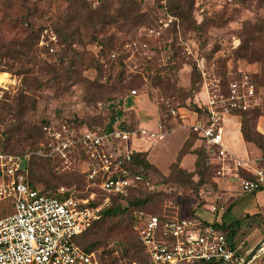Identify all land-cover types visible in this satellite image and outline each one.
Instances as JSON below:
<instances>
[{
	"label": "rangeland",
	"instance_id": "1",
	"mask_svg": "<svg viewBox=\"0 0 264 264\" xmlns=\"http://www.w3.org/2000/svg\"><path fill=\"white\" fill-rule=\"evenodd\" d=\"M245 77L263 116L264 0H0V152H35L44 121L107 126L118 104L120 121L164 136L133 144L154 169L129 200L149 199L142 207L151 213L190 216L196 209L214 219L205 206L223 200V180L236 181L227 169L220 173L224 162L200 158L207 148L189 126L209 97L227 95ZM22 124L38 128L34 145L14 134ZM80 169L85 163L54 169L65 177H47L50 189L89 197L84 177L69 174ZM122 205L124 214L105 216L84 241L97 245L99 264H147L133 228L140 208ZM9 211L0 202V217ZM241 213L238 203L224 222ZM247 247L245 241L243 261L253 250ZM250 264H264V250Z\"/></svg>",
	"mask_w": 264,
	"mask_h": 264
},
{
	"label": "built area",
	"instance_id": "2",
	"mask_svg": "<svg viewBox=\"0 0 264 264\" xmlns=\"http://www.w3.org/2000/svg\"><path fill=\"white\" fill-rule=\"evenodd\" d=\"M136 95V91L132 92ZM258 105L256 88L248 77L233 82L227 95L209 97L207 106L190 124V131L206 146L212 158L224 162L229 177L238 182L242 194L264 188V158L243 160L225 145V122ZM152 134L145 128L129 130L117 119L110 130L79 127L70 121L47 124L37 150L21 156L0 152V202L9 201L14 213L0 219V264H99L98 252H87L79 238L100 220L113 196H127L142 182L135 171L136 140ZM146 137V138H145ZM33 156L50 161L60 173L85 163L89 197H81L60 187L57 196L35 191L26 181ZM26 166L23 167V163ZM258 165V167H255ZM241 170L253 173L245 178ZM99 192L100 199L97 198ZM226 203L218 198L208 208L214 217L226 212ZM133 228L141 242L147 264H241L239 249L215 222L195 217L161 216L137 211Z\"/></svg>",
	"mask_w": 264,
	"mask_h": 264
},
{
	"label": "trees",
	"instance_id": "3",
	"mask_svg": "<svg viewBox=\"0 0 264 264\" xmlns=\"http://www.w3.org/2000/svg\"><path fill=\"white\" fill-rule=\"evenodd\" d=\"M117 105L118 104H115V106H113L110 109V118H109L110 122L107 126H103L102 128H96V126H86V125H84L85 123L80 121V120H69V121L72 122L73 124H75L76 126H79V127H86L89 129H100L103 131H108L111 129L113 123L117 119L122 117V112L118 111L119 109L117 108ZM9 111L13 112V109H9ZM197 111L199 113L202 112L201 109H197ZM238 115L241 117V132H242L244 140L246 141V143H251V144H254L255 146H257V148L261 150V152L263 154L262 157L264 158V135H262L260 132H258L257 127H256L257 119L262 115V113L260 112L259 109L253 108L252 110H249L248 112H242V113H239ZM57 122H61V121H55V122L54 121H44L39 128L41 137H43V127L45 125L51 124V123H57ZM121 122L123 123L125 128H127L129 130H133L129 124L126 125L124 121H121ZM24 125H26V124H24ZM24 125L22 124V126L18 130L14 131V134L20 138L19 141L25 142V143L30 141L32 143V145H34L35 142L32 141L34 139V135L32 132L34 131L35 128H30L31 126H27L29 128L25 129L23 127ZM35 130H38V128ZM23 133H25L26 135L24 136ZM9 141H11V139L10 140L8 139V142ZM21 148H24V147H21ZM3 153L4 154H10L6 150H3ZM25 153H26V148L21 152V155H24ZM145 155L146 154L144 152L136 151L134 153V156H133L134 164H135V171L143 177L142 182H140L136 187L131 188V190L129 191V194L127 196H113V197H111V203L108 207L105 208L102 218L100 220L94 222L91 225V227L89 228V230L79 238V244L87 252L97 251V248H96L97 245L93 244V243L86 244L84 241L85 238L90 234V232L95 228V226L99 222H101V220L105 216H116L118 214H124L125 210L123 209V205H122L123 201H127L129 206H133L134 208H140V210H137V211H146L148 213H151V212L147 211L146 209H143V207H142V206L147 205L150 202L149 199L139 197V198H134L132 200H129L130 197H133V195H136L139 192V190L141 189V187L146 184V181L149 178V173L151 172L152 169H154V167L151 164H149V162L147 161V157H145ZM203 156L207 157V160L208 159L210 160V158H212L211 154L208 152V150H207V152H206V150H203V152L200 154V158L202 159ZM196 165H197V167H199V165H200L199 161H197ZM46 166H47V168H46L47 170L45 171L43 169ZM69 174H71L72 176H76V177H81V176L84 177L83 173H81V172H74V173L70 172ZM47 177L63 179L65 177V174L58 175L54 171V166L50 161L33 156L31 158L29 166L27 168L26 181L29 183V185L31 186V188L33 190L39 191V193H41V194L57 196V190L60 187H64V186H59V187L55 186L52 189H50V183L46 180ZM84 179H85V177H84ZM249 179H251V178L249 177ZM42 183L46 184L47 187L42 188V186H41ZM68 189H70V192L66 196H69L74 192L71 188H68ZM81 197H83V196H81ZM3 203L6 204L10 208V211L6 215L0 217V219L14 213V206L11 202L5 201ZM137 211H135L134 213H136ZM151 214L161 216L163 214V212L151 213ZM195 215H196V209H194L193 213L190 214L189 217H195ZM133 219H134V217H133ZM216 226L219 227L217 224H216ZM219 228L223 233L226 234V236L233 243V238L236 234L234 226H226L224 224V225L220 226ZM137 238H138V236H137ZM138 241H139V238H138ZM140 244H141V242H140ZM141 246H142V244H141ZM142 248H143V246H142ZM143 252H144V249H143ZM99 261H100V259H99ZM194 264H215V263L197 262Z\"/></svg>",
	"mask_w": 264,
	"mask_h": 264
},
{
	"label": "crops",
	"instance_id": "4",
	"mask_svg": "<svg viewBox=\"0 0 264 264\" xmlns=\"http://www.w3.org/2000/svg\"><path fill=\"white\" fill-rule=\"evenodd\" d=\"M239 119L240 118L237 116H229L226 118V147L230 152L243 160L262 158L263 154L261 150L254 144L246 143L244 140L241 132V121ZM256 127L258 132L264 135V115L259 117ZM140 128L144 127L140 126ZM136 150L139 151L138 149ZM255 167H258V165ZM241 174L245 178H253V173L250 171L241 170ZM235 183L228 179L221 182L220 192H222L224 197L223 201L226 203V212L217 218L213 216L214 219L208 222H215L219 227L224 224L228 226L224 222V219L230 212L231 208L240 203L242 205L241 216L229 225L234 226L236 231L233 238V244L240 251L246 241L248 244V250H251L264 240V188L256 193L242 194L239 190L238 182ZM204 209L208 211V207L206 208L205 206ZM196 215L202 217L199 212H197ZM241 225H243L242 228ZM245 233H247L246 236L244 235ZM241 257L243 256L241 255Z\"/></svg>",
	"mask_w": 264,
	"mask_h": 264
},
{
	"label": "water",
	"instance_id": "5",
	"mask_svg": "<svg viewBox=\"0 0 264 264\" xmlns=\"http://www.w3.org/2000/svg\"><path fill=\"white\" fill-rule=\"evenodd\" d=\"M264 245V240L258 244L251 253L247 256V258L241 264H250L258 255L260 251H262Z\"/></svg>",
	"mask_w": 264,
	"mask_h": 264
},
{
	"label": "bare ground",
	"instance_id": "6",
	"mask_svg": "<svg viewBox=\"0 0 264 264\" xmlns=\"http://www.w3.org/2000/svg\"><path fill=\"white\" fill-rule=\"evenodd\" d=\"M264 250V245H263V249H262V251Z\"/></svg>",
	"mask_w": 264,
	"mask_h": 264
}]
</instances>
